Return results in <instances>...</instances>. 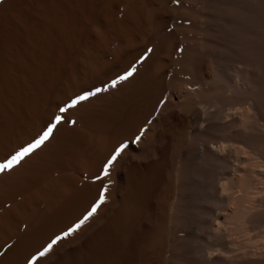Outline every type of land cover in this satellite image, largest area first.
<instances>
[{
    "label": "bare ground",
    "instance_id": "bare-ground-1",
    "mask_svg": "<svg viewBox=\"0 0 264 264\" xmlns=\"http://www.w3.org/2000/svg\"><path fill=\"white\" fill-rule=\"evenodd\" d=\"M70 3L75 30L26 72L0 137L5 163L62 118L0 174V264L57 237L49 264H264V0Z\"/></svg>",
    "mask_w": 264,
    "mask_h": 264
},
{
    "label": "rangeland",
    "instance_id": "rangeland-1",
    "mask_svg": "<svg viewBox=\"0 0 264 264\" xmlns=\"http://www.w3.org/2000/svg\"><path fill=\"white\" fill-rule=\"evenodd\" d=\"M42 1H43V3H42ZM61 2H63V4ZM61 2H60V0L59 1H57V0H2V2H0V93L2 92L1 94L3 96L5 94V96H4L5 98L2 97V95H0V97H1V99H0V108L3 107L2 108L3 110L0 109L3 112V114H2V112H0L1 113L0 114V117H1L0 118V137L2 135V132L6 131L8 133L9 139L7 137L8 140H7V142L5 141L6 142L5 145L8 146V147L10 146V142H11V140H10V138H11L10 137V130H11L12 121H9L10 119L12 120V115H13V111L11 109L14 110V99H15V97L18 94L17 91H21V89H22V91H26V89H28V83H29L28 79H29L30 75L29 76L26 75V72L29 70L28 74H30L31 70L34 69L35 67L39 68L40 66L43 67L46 64L51 63L52 59L51 58L47 59V58L51 54H52L51 56H53L55 54H56V56H58L57 53L60 50L61 45H62V33H63V31L64 30H68L69 28H70L69 30H72V31L75 30V21H76L75 20V14H76L75 4L74 3H70V6L66 7L67 10H68L67 11L66 8L64 7L66 5L65 4L66 0H63V1L61 0ZM60 3H61L62 6H60ZM54 4H56V6H53ZM67 5H68V2H67ZM41 7H42V9H41ZM45 7H49V8L47 9ZM50 7H55L56 9L55 8H51L50 9ZM62 7H63V9L64 8L65 9L63 10ZM58 8H60V9H58ZM53 9H55V10H53ZM46 10L47 11L48 10H52L54 14L51 11H49L48 13H51L49 15ZM56 10H57V12L55 13L54 11H56ZM58 11L61 14L58 13ZM42 12H44V13H42ZM58 14H60V15H58ZM45 17L49 18L51 21H49V19L48 20L45 19ZM70 17H72L73 19L70 18ZM53 18H56V20H57V18H58V20L60 18H62V19H60L59 21L58 20L56 21ZM66 19H69V20H67V23H66ZM71 20L74 21V23H72ZM43 21H44V23H43ZM70 21H71V24H70ZM54 22H56L57 24L60 23L58 25V27H59V30L62 31L61 33H59L60 31L58 30V27H55L57 24L56 23L54 24ZM46 24L48 25V29H50V31L48 29H47L48 31L45 29V27L47 26ZM53 25L57 29L59 34L57 32L56 33L54 32L56 30L54 28H52ZM70 25H71V27H70ZM61 27L62 28L64 27L63 28L64 30ZM52 29H54V30H52ZM28 30H31V31H28ZM51 30L53 32H52V35L49 36V34L51 33ZM30 32H31V34H29ZM35 33L37 34V36H36ZM39 33H41V34H39ZM47 33H48V35H47ZM56 34H57V36L58 35H60V36L59 37H55ZM30 36L35 38L36 40L31 38ZM42 36H43V38H42ZM46 36H49V37L53 36L54 38H56V41L58 43L56 41H54L55 39H53V37L49 39ZM57 38H60V39L58 40ZM48 39H49V41H45V40H48ZM24 40H26L27 42L25 41L26 42L25 43ZM28 40L33 41L38 46L35 48L36 45H34L33 42H29L28 43ZM47 42H48V44H47ZM51 42L53 43V46L55 44V46L58 45V47L56 46V48H52L53 46H51L52 45ZM43 43L44 44L46 43L47 45L46 44L43 45ZM48 45H50L51 47L48 46ZM39 46H40V48H39ZM44 46H46V48L48 50L50 49V51L47 52L48 54L46 53L47 49ZM42 47H44V49H42ZM30 48H32V49H30ZM33 48L35 50H38L37 48H39V50L35 51ZM51 48L53 49V51L51 50ZM32 50H34V51H32ZM42 50H45V52L42 51ZM39 51H41V52H39ZM30 52H32V53H30ZM42 52H44V53H42ZM41 53L43 55L44 54H46V55L43 56ZM35 55H37V56H35ZM40 56H41V58L42 57L43 58L41 59ZM36 57H37V59H36ZM45 58H46V61L44 60ZM34 59H36L37 61L36 62L32 61ZM40 59L43 61L42 63H41V61L38 62V60H40ZM33 62H35V63H33ZM44 62H47V63H44ZM32 63H33V65H32ZM38 63H41V64H38ZM29 64H31V65L28 66ZM27 76H28V79H27ZM25 80H27V83H26ZM25 86H27V88ZM17 87H20V88H17ZM15 89H16L17 93L15 92ZM11 92H14V93H11ZM15 94H16V96H14ZM1 105H4V106H1ZM5 105H6L7 108L5 107ZM5 110L8 111L10 115H7L8 112L6 114ZM10 111H12V112H10ZM7 116H9V117H7ZM4 118H7V119H4ZM5 120H6V123H5ZM1 125L3 127H1ZM5 127H7V129ZM0 142H2V141H0ZM52 250L54 252L53 253V258H50V257L48 258V256L52 252L51 251L45 257H40L39 256L38 260L35 261L36 264H41V263L42 264H49V263H51V262H49V260L53 261L55 258H57L59 256V254L61 253V251H59V250H61L60 242L58 244L54 245Z\"/></svg>",
    "mask_w": 264,
    "mask_h": 264
},
{
    "label": "snow or ice",
    "instance_id": "snow-or-ice-1",
    "mask_svg": "<svg viewBox=\"0 0 264 264\" xmlns=\"http://www.w3.org/2000/svg\"><path fill=\"white\" fill-rule=\"evenodd\" d=\"M2 2V0H0ZM136 69L133 67L130 71H128L125 75L120 77L121 81H126L129 79V77L133 76ZM118 82L114 81L112 84V87H115ZM97 92L104 91V89H97ZM96 93H91L90 95H95ZM89 98L88 95H83L78 97L77 99L73 100L66 108H62L61 112L68 111L69 108L75 107L78 105L81 101L87 100ZM62 118L56 117L55 123L50 126L47 131L43 133V135L37 139L34 143L28 145L27 147L21 149L19 152H17L15 155H13L10 159H8L5 163H0V174H3L5 172H10L15 166L19 165L22 160H24L26 157L31 155L36 149H39L46 141L49 140V138L52 135L53 129L56 127V125L61 123ZM72 123H75L74 121ZM126 145L122 146L121 148L117 149L116 153L112 156V159L109 161L108 165L105 168V175H108V169L112 167V164L115 162L116 158L124 151ZM103 197H101L100 203H103ZM99 207V204L94 206L91 211L88 213L87 216L84 217V219L77 224L73 229H71L68 233H65V236L71 235L72 233L76 232L84 223L88 221L90 217L95 215L97 209ZM63 239V237H57L55 240H53L47 248H45L44 251H42L39 256L45 257L49 252L52 251L54 245L58 244L59 241ZM32 264H36L35 259L33 260Z\"/></svg>",
    "mask_w": 264,
    "mask_h": 264
}]
</instances>
